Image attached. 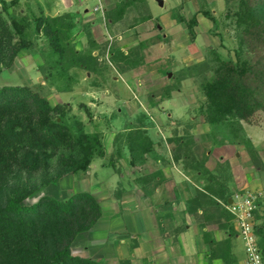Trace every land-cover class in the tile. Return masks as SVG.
Listing matches in <instances>:
<instances>
[{
    "label": "rangeland",
    "instance_id": "obj_1",
    "mask_svg": "<svg viewBox=\"0 0 264 264\" xmlns=\"http://www.w3.org/2000/svg\"><path fill=\"white\" fill-rule=\"evenodd\" d=\"M161 1L159 7L154 0H0L7 23L29 25L30 42V48L3 61L0 89L21 87L37 92L51 107L66 105L67 123L80 122L84 133L98 136L104 150V157H94L85 171L72 169L69 159L77 154L60 150L45 154L38 172H15L10 178V188L36 186L24 205L42 196L65 201L90 193L96 198L103 218L77 238L71 255L107 264L101 257L107 245L118 251L136 247V240L120 237L123 233L137 231L141 240L146 238L141 234L151 229V221L141 209L136 213L137 190L148 186L151 193L162 186L169 154L182 160L183 171L204 177L201 190L194 189L186 204L210 239L216 240L218 226H224L223 237L231 233L226 199L261 194L245 187L236 164L242 170L264 169V115L215 126L201 115L200 86L213 75L215 59L242 61L249 55L235 23L238 0ZM121 6L126 9L119 16ZM63 15H70L64 20L73 24L67 41L78 58L59 76L62 70L53 67L49 42L33 22ZM259 15L264 18V8ZM192 17L197 21L194 38L181 22ZM18 39L15 35L13 42ZM180 177L178 190L183 192L185 178ZM230 186L236 191L230 193ZM170 199L165 194L156 201ZM254 230L264 237L263 226Z\"/></svg>",
    "mask_w": 264,
    "mask_h": 264
},
{
    "label": "trees",
    "instance_id": "obj_2",
    "mask_svg": "<svg viewBox=\"0 0 264 264\" xmlns=\"http://www.w3.org/2000/svg\"><path fill=\"white\" fill-rule=\"evenodd\" d=\"M263 8L264 0H238L235 23L249 55L242 61L215 59L213 75L200 86L204 98L201 115L208 125L250 122L257 114L264 115V18L259 15ZM125 9L126 6L119 7V16ZM69 18L70 15L39 17L33 22L49 42L53 67L62 70L59 76L75 64L73 58H78L67 41L73 24H64V20ZM181 22L194 38L196 17ZM28 27L17 20L7 23L0 15V69L6 58L30 48L26 40ZM15 35L17 42H13ZM69 112L66 105L49 106L31 90L0 89V264H102L69 253L76 239L101 220L100 204L92 194H73L65 201L42 196L36 203L24 205L22 202L37 190L36 186L21 183L9 187L15 172H38L48 152L67 150L77 154V159H69L74 171H85L94 157H104L98 136L84 133L80 122L72 126L67 123ZM173 160L182 161L175 156ZM227 214L231 232L228 237L216 241L207 233L202 236L210 259L224 263L230 261L231 240L237 234L233 218ZM255 234L258 237L256 231ZM257 240L264 261V239Z\"/></svg>",
    "mask_w": 264,
    "mask_h": 264
},
{
    "label": "crops",
    "instance_id": "obj_3",
    "mask_svg": "<svg viewBox=\"0 0 264 264\" xmlns=\"http://www.w3.org/2000/svg\"><path fill=\"white\" fill-rule=\"evenodd\" d=\"M162 168V189L158 187L154 189V192L150 193L148 186H145L141 190H137V195L141 199L136 202L138 204V206L136 204V213H139L141 209L143 212L140 213L142 217L146 218L147 216L151 221V229L141 234L145 235L146 238L141 240V236L137 231L132 233L130 230L123 233V236L121 235L120 237L124 239L130 238L129 240H132V243L136 240L134 243L136 247L132 246L129 250L118 251L112 244L107 245V248H104L105 252H102L103 261L107 264H247L243 245L239 244L240 239L237 234L231 240L229 263H224L218 259H210L208 247L202 240V233L205 229L198 227L195 220L197 216H194L193 212L187 209L186 204L194 189L201 190L205 182L204 177L198 172L195 174L183 171L179 162H174L171 154H169V158L166 159ZM236 168L243 175V179H245V187L261 192V198L254 215V228L264 227V169L253 170L248 167L242 170L238 161ZM180 175L185 178L183 192L178 190V182H182ZM228 190L233 193L236 191V187L230 186ZM165 194L171 196L172 199L158 203L156 201L157 196L162 197ZM177 195H179V198L181 197L180 201L176 200ZM230 202L231 200H228L227 205ZM126 213L128 214L127 211ZM197 214H201V210H198ZM100 221L89 232L93 231ZM122 222L125 228L130 229L129 223ZM142 229H144L143 226ZM234 229L236 231L235 226ZM131 233L132 236L130 235ZM215 237L216 241L225 238L222 235V230L218 228L215 231ZM139 239L140 244L137 243ZM121 242L124 241L122 240Z\"/></svg>",
    "mask_w": 264,
    "mask_h": 264
},
{
    "label": "built area",
    "instance_id": "obj_4",
    "mask_svg": "<svg viewBox=\"0 0 264 264\" xmlns=\"http://www.w3.org/2000/svg\"><path fill=\"white\" fill-rule=\"evenodd\" d=\"M260 197L259 192L235 195L230 204L226 206L227 212L233 218L237 237L242 242L247 264H264L254 231V212L258 207Z\"/></svg>",
    "mask_w": 264,
    "mask_h": 264
},
{
    "label": "water",
    "instance_id": "obj_5",
    "mask_svg": "<svg viewBox=\"0 0 264 264\" xmlns=\"http://www.w3.org/2000/svg\"><path fill=\"white\" fill-rule=\"evenodd\" d=\"M154 1L157 3V5H158L159 7L162 6V1H161V0H154Z\"/></svg>",
    "mask_w": 264,
    "mask_h": 264
}]
</instances>
